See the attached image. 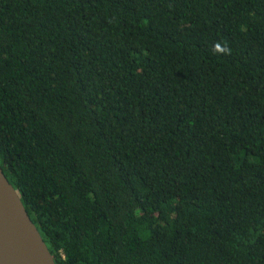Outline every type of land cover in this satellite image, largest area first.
<instances>
[{
    "label": "trees",
    "instance_id": "1",
    "mask_svg": "<svg viewBox=\"0 0 264 264\" xmlns=\"http://www.w3.org/2000/svg\"><path fill=\"white\" fill-rule=\"evenodd\" d=\"M0 168L55 264H264V0H0Z\"/></svg>",
    "mask_w": 264,
    "mask_h": 264
},
{
    "label": "water",
    "instance_id": "2",
    "mask_svg": "<svg viewBox=\"0 0 264 264\" xmlns=\"http://www.w3.org/2000/svg\"><path fill=\"white\" fill-rule=\"evenodd\" d=\"M0 264H55L1 168Z\"/></svg>",
    "mask_w": 264,
    "mask_h": 264
}]
</instances>
